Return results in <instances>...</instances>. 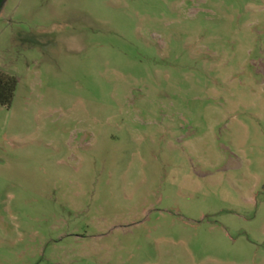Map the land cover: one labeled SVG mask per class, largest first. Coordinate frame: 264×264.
<instances>
[{
    "label": "rangeland",
    "instance_id": "obj_1",
    "mask_svg": "<svg viewBox=\"0 0 264 264\" xmlns=\"http://www.w3.org/2000/svg\"><path fill=\"white\" fill-rule=\"evenodd\" d=\"M0 264H264V0H7Z\"/></svg>",
    "mask_w": 264,
    "mask_h": 264
},
{
    "label": "trees",
    "instance_id": "obj_2",
    "mask_svg": "<svg viewBox=\"0 0 264 264\" xmlns=\"http://www.w3.org/2000/svg\"><path fill=\"white\" fill-rule=\"evenodd\" d=\"M0 0V14L3 10ZM18 80L15 76L0 70V106L10 108L16 93Z\"/></svg>",
    "mask_w": 264,
    "mask_h": 264
},
{
    "label": "water",
    "instance_id": "obj_3",
    "mask_svg": "<svg viewBox=\"0 0 264 264\" xmlns=\"http://www.w3.org/2000/svg\"><path fill=\"white\" fill-rule=\"evenodd\" d=\"M6 2H7V0H3V2H2V7L5 6Z\"/></svg>",
    "mask_w": 264,
    "mask_h": 264
}]
</instances>
